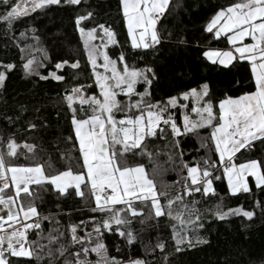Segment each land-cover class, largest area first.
<instances>
[{"label": "trees", "instance_id": "1", "mask_svg": "<svg viewBox=\"0 0 264 264\" xmlns=\"http://www.w3.org/2000/svg\"><path fill=\"white\" fill-rule=\"evenodd\" d=\"M32 0L26 4L31 5ZM236 0H170L164 15L157 22L159 43L150 48H133L130 44L119 0H80L72 5L61 0L58 5H48L18 16L9 26L0 20V64H13L14 68L6 73L3 86H0V155H3L6 167L34 166L42 164L47 175H54L71 168L80 170L81 157L78 142L71 124L72 113L65 97L74 88H80L84 97L100 95L96 85L93 69L88 61L83 37L76 25L78 16L93 15L81 26L86 30L103 24L116 35V44L107 50L112 60L118 61L124 55L129 67L138 69L151 68L149 77L151 85L140 82L136 91L143 93L147 87L151 102L166 101L169 97H179L190 89L199 90L208 84L210 97L214 105L226 96L238 97L255 90V83L246 60H234L232 65L224 67L209 61L204 53L208 50L227 49V35L216 38L214 32L206 31L208 23L217 11L227 7ZM25 3V0H9V4ZM7 7L0 3V16H4ZM33 60L31 72H26L24 64ZM57 69V63H63ZM79 62L77 68L71 67ZM234 65V66H233ZM4 70V69H0ZM55 72L64 77L61 81L53 79L49 73ZM154 74V75H153ZM48 77L42 79L41 77ZM117 99L128 102L129 98L118 95ZM133 101L138 97L133 96ZM188 108L172 109L177 122L182 126L183 116L188 113L192 119L191 100L181 101ZM77 117L83 118L79 112ZM88 110V105L83 106ZM218 110V109H217ZM90 114V111H89ZM122 118L123 113H117ZM164 133H157L146 141L147 151L153 155L137 154L130 156V164L142 163L149 178L153 179L161 205L167 212V201H175L173 207L182 211L183 206L198 210L200 216L197 227L192 230L188 225L187 243L179 245L176 251V231L180 224L168 215L155 217L150 201L134 202V207L142 210V215L133 219L131 230L134 235L132 243L126 236H120L113 224L111 230L102 227V222L112 216V212L96 208L95 198L82 185L83 196L77 195L76 189L70 187L64 193L53 188L49 183L43 186L30 185L31 196L21 194L25 207L30 203L36 207L38 216L33 220V227L27 232V244L33 256L12 257L6 255L10 264H63L65 259L73 260L72 253L79 251L81 245L70 243L71 227H82L90 219L98 222L100 239L96 234L91 242L85 240V247H92L97 242L105 244L109 257H115L121 264L129 260L141 259L146 264H264V186L257 187L248 177L249 192L231 194L227 188L223 167L219 164L214 145L207 139L211 128H201L180 137H173L168 126L161 125ZM71 138V139H69ZM179 146H175V141ZM16 144V155L10 156L9 143ZM203 145V146H202ZM31 151H29V147ZM264 161V140H257L250 148L246 147L234 157V163L241 164L247 160ZM215 162V168H209L213 176L215 194L205 196L201 193L185 194L187 170L185 164H199L202 168ZM183 196V204L176 201ZM195 202V203H193ZM241 209L254 213L251 219L242 215H228L219 219L214 213L218 210ZM115 210L125 208L118 204L110 206ZM123 216L124 213H121ZM184 212L183 219L187 220ZM194 219V217H193ZM144 220V223H140ZM40 227L36 228L35 224ZM121 230L127 226L121 225ZM63 233L61 236L60 234ZM183 235V234H182ZM51 237H58L50 242ZM197 239L207 243H197ZM164 244L163 251L157 247ZM63 245L67 251L60 256L57 249ZM42 246V247H41ZM52 251L53 256L48 255ZM96 259H92L95 261Z\"/></svg>", "mask_w": 264, "mask_h": 264}, {"label": "snow or ice", "instance_id": "2", "mask_svg": "<svg viewBox=\"0 0 264 264\" xmlns=\"http://www.w3.org/2000/svg\"><path fill=\"white\" fill-rule=\"evenodd\" d=\"M65 2L77 5L80 0H65ZM0 3L8 9L4 16H0V20L9 26L18 16L27 14L28 9L25 3L9 4V0H0ZM60 3L61 0H32L30 7L32 11H35L38 8ZM119 3L128 36L131 39V46L134 49L141 47L148 49L153 44L159 43L157 21L168 9L170 0H119ZM92 15L89 12L86 16H78L76 25L81 35L86 37L85 50L93 68L100 95L86 98L80 95V88H74L72 93L65 97L72 113L71 124L79 146L82 161L80 170L74 172L69 168L54 175H47L44 166L39 163L31 167H6L3 155H0V182H2L0 205L8 209L6 218L0 216V264H10L5 253L12 257L31 258L33 256L31 247H25L27 232L33 224L24 221L38 216V212L31 203L27 207L22 202L17 206V201L21 200L22 193L32 195L30 185L43 186L45 183L55 186L61 193L69 187H75L77 195L80 196L84 194L81 191V185L90 188L96 202V208L93 211L99 209L112 212V216L102 222V227L111 230L112 225L115 224L116 231L120 236H126L129 243H132L135 237L128 229L133 219L142 215V210L133 206L134 202L150 201L155 217L168 215L179 221L181 226L179 232L173 226L176 251L182 250L179 245L186 240L191 246L192 241L187 238L188 225H192V230L202 227L197 223L200 219L198 210L189 209L187 205H184L182 211H176L173 207L175 201L169 199L167 212H165L159 199V196L164 193L157 192L155 182L149 178L145 166L142 163H136L134 166L130 164V156L135 157L140 154L152 157L153 154L147 151L146 141L156 136L158 132L164 133L165 129L161 125L170 127L173 137H180L201 128H211L207 139L212 142L218 154L219 164L223 167V174L227 178L231 194L250 191L246 179L248 176L255 178L257 187L264 186V161L251 159L241 164L234 163L237 152L246 147L250 148L253 141L264 140V0H236L217 11L206 27V31L214 32L216 38L231 33L227 35V40L234 46V50H210L206 51L204 56L214 64L218 62L224 67L232 65V62L237 59L248 61L255 82L254 91L238 97L226 96L218 101V106L214 105L210 97L209 85L206 83L201 85L199 90L193 88L179 97H169L166 101L155 103L147 99L151 96L147 87L143 93L137 92L138 83L151 85L149 73H152V69L129 67L123 54L119 57L122 68L118 67V61L112 60L107 52L100 53L97 46L91 45L89 42L98 38L97 28L104 33L100 39L107 40V43L103 45L105 48L109 44L117 43L116 34L103 24L87 30L81 26L82 22L91 18ZM245 38H250L251 43L236 46ZM100 55L103 56L104 62L99 67L104 69V73L96 71ZM33 62L30 59L24 64L26 72H31ZM66 63L67 61L57 63L55 67L61 69ZM78 66V61L71 65L73 68ZM13 68L14 65L10 63L0 64V69H4L0 70V86H3L6 73ZM49 75L56 81L64 79L55 72H50ZM118 95L128 97V102L117 99ZM133 96L138 99L133 101L131 99ZM77 100L80 104L79 112L84 114L83 118L77 117L78 109L74 107ZM182 100H191V113L196 114V119H192L191 115L186 113L181 126L171 110L188 108L189 105L182 104ZM84 105H88V110H85ZM117 113L125 115L118 119ZM175 146H179L178 140L175 141ZM8 147V155L15 156L16 144L10 142ZM26 147H29V151L32 150L30 146ZM204 164L207 166L203 168L199 164L184 165L187 170V180L190 181L185 184L186 195L201 192L205 196L215 194L213 179L218 180L220 177H214L213 172L209 170V168H215V162L209 163L205 160ZM8 173H11L10 182ZM10 187L15 188V195H4V190ZM176 201L183 204V196H177ZM118 204L126 207L118 210L110 207ZM13 207L17 210L13 211ZM217 209L214 214L219 219H225L228 215H240L242 211L241 209L219 211V205ZM184 212L188 213L187 220L183 219ZM121 213L124 215L122 216ZM21 214L24 219H21ZM242 215L251 219L254 213L242 211ZM140 223H144V220ZM5 224H8L12 230L6 231ZM15 224H19L20 227H13ZM121 225L127 228L122 231ZM35 227L39 228V223H36ZM70 231V243L80 244L81 247L79 251L72 253L73 260L65 259L63 264H121L115 257L108 256L106 246L102 242H97L91 248L83 246L85 240L91 242V233L78 237L76 226H72ZM94 232L99 241L100 227L94 228ZM60 235L62 236L63 233ZM49 239L52 242L58 237L50 236ZM197 243H207V241L197 239ZM157 247L163 251L164 244H158ZM57 251L60 256H63L67 249L61 245ZM90 252L96 254L95 261L88 259ZM48 255L53 256L51 250ZM127 264H146V262L136 259L129 260Z\"/></svg>", "mask_w": 264, "mask_h": 264}, {"label": "rangeland", "instance_id": "3", "mask_svg": "<svg viewBox=\"0 0 264 264\" xmlns=\"http://www.w3.org/2000/svg\"><path fill=\"white\" fill-rule=\"evenodd\" d=\"M25 7L29 10L31 7H30V5L28 6L26 3H25ZM158 22V21H157ZM125 26H126V23H125ZM79 30V29H78ZM126 30H127V26H126ZM80 32V31H79ZM127 34H128V31H127ZM231 33H229V34H224V35H230ZM96 35H97V39H95V40H92V41H90L89 43L91 44V45H94V46H97L98 47V49H99V52L100 53H103V52H107V50H108V48L110 47V46H112L113 44H109L106 48L103 46L104 44H106L107 43V40H106V38H104V39H100V37H103L104 36V33L99 29V28H97V32H96ZM223 35V36H224ZM222 36V35H221ZM83 37V43H84V46H85V38L86 37H84V36H82ZM129 37V36H128ZM129 41H130V44H131V39L129 38ZM228 42V41H227ZM243 43H251V40H250V38H245V40L244 41H242V42H238L237 43V45L236 46H242V44ZM228 49H226V50H224V51H227V50H234V46L233 45H230L229 43H228ZM142 48V47H141ZM223 51V50H222ZM87 54V53H86ZM108 54V53H107ZM207 58V57H206ZM208 59V58H207ZM210 61V60H209ZM103 56L102 55H100L99 56V58H98V66H97V68H96V71H98V72H101V73H104V69L102 68V67H99V65L100 64H103ZM212 62V61H211ZM218 63V62H217ZM219 64V63H218ZM91 65V64H90ZM92 67V66H91ZM118 67H121L122 68V65H118ZM93 69V68H92ZM110 74V73H109ZM94 77H95V75H94ZM100 90V89H99ZM80 95L81 96H84L83 95V93L82 92H80ZM87 98V97H86ZM76 103H79V101L77 100L76 101ZM254 142V141H253ZM252 142V143H253ZM242 150V149H241ZM238 153V152H237ZM236 153V154H237ZM245 163V162H244ZM12 167H25V166H12ZM31 167V166H30ZM8 175V179H10L11 180V173H8L7 174ZM225 177V176H224ZM248 177H251V176H248ZM248 177H246V179L248 180ZM252 179H253V181H254V183L256 184V182H255V178L254 177H251ZM225 181H226V184H227V188H228V183H227V178L225 177ZM53 186V185H52ZM81 187H82V185H81ZM53 188L55 189V190H57V191H59L58 189H56L55 188V186H53ZM70 188V187H69ZM72 188H74L75 189V187H72ZM68 189V188H67ZM66 189V190H67ZM8 191H6V190H4V195H6V196H8V195H11V196H14L15 195V188L14 187H10L9 189H7ZM228 190H229V188H228ZM60 192V191H59ZM230 192V191H229ZM231 193V192H230ZM96 203V202H95ZM17 206H18V203H17ZM17 210V208L16 207H13V211H16ZM7 213H8V209L7 208H5L3 205H0V216H4L5 218L7 217ZM23 217V215L21 214V219H24V218H22ZM32 218L33 217H31L30 219H27V220H25L24 222L25 223H31L32 224ZM13 227H15V228H19L20 227V225L19 224H15V225H13ZM96 227H99V225H98V222H96L94 219H90V220H88V221H85V222H83L82 223V227L81 228H77V236L78 237H84V236H86L87 234H89V233H91L92 234V237L94 236V234H96L95 232H94V228H96ZM5 230L6 231H11L12 230V228H10L9 226H8V224H5ZM6 246V245H5ZM25 247H29L28 246V244H27V242L25 243ZM93 247V246H92ZM91 248V247H90ZM8 256L9 254L8 253H5V256ZM88 259L89 260H92V259H97V256H96V254L95 253H89V256H88Z\"/></svg>", "mask_w": 264, "mask_h": 264}, {"label": "crops", "instance_id": "4", "mask_svg": "<svg viewBox=\"0 0 264 264\" xmlns=\"http://www.w3.org/2000/svg\"><path fill=\"white\" fill-rule=\"evenodd\" d=\"M227 41H228V40H227ZM227 49H228V48H227ZM224 50H226V49H223V51H224ZM208 51H210V50H208ZM221 51H222V50H221ZM250 71H251V65H250ZM252 78H253V77H252ZM253 81H254V78H253ZM254 83H255V82H254ZM8 180H9V182H10V179H8ZM0 186H2L1 182H0ZM5 190L8 191L7 189H5ZM36 217H37V216L33 217V218H32V221L35 220ZM22 218H23V217H22Z\"/></svg>", "mask_w": 264, "mask_h": 264}, {"label": "built area", "instance_id": "5", "mask_svg": "<svg viewBox=\"0 0 264 264\" xmlns=\"http://www.w3.org/2000/svg\"><path fill=\"white\" fill-rule=\"evenodd\" d=\"M1 184H2V182H1ZM110 191V190H109Z\"/></svg>", "mask_w": 264, "mask_h": 264}]
</instances>
